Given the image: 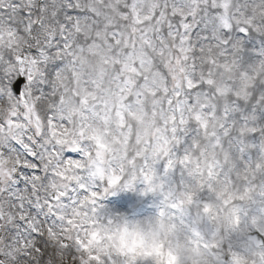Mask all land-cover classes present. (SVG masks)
<instances>
[{
	"label": "snow or ice",
	"instance_id": "6c2138e0",
	"mask_svg": "<svg viewBox=\"0 0 264 264\" xmlns=\"http://www.w3.org/2000/svg\"><path fill=\"white\" fill-rule=\"evenodd\" d=\"M0 264H264V0H0Z\"/></svg>",
	"mask_w": 264,
	"mask_h": 264
},
{
	"label": "clouds",
	"instance_id": "9594fccd",
	"mask_svg": "<svg viewBox=\"0 0 264 264\" xmlns=\"http://www.w3.org/2000/svg\"><path fill=\"white\" fill-rule=\"evenodd\" d=\"M147 216L130 218L127 227L107 234L104 247L113 252L135 254L151 251L149 236L151 227L146 223Z\"/></svg>",
	"mask_w": 264,
	"mask_h": 264
},
{
	"label": "rangeland",
	"instance_id": "374dc122",
	"mask_svg": "<svg viewBox=\"0 0 264 264\" xmlns=\"http://www.w3.org/2000/svg\"><path fill=\"white\" fill-rule=\"evenodd\" d=\"M120 199L113 206H106L114 212H121L130 218H141L154 214V197H141L138 191L125 190L118 192Z\"/></svg>",
	"mask_w": 264,
	"mask_h": 264
},
{
	"label": "bare ground",
	"instance_id": "6f19581e",
	"mask_svg": "<svg viewBox=\"0 0 264 264\" xmlns=\"http://www.w3.org/2000/svg\"><path fill=\"white\" fill-rule=\"evenodd\" d=\"M120 199L118 193L116 195L108 197L105 201L104 204L105 206H113L114 203H117L118 200Z\"/></svg>",
	"mask_w": 264,
	"mask_h": 264
}]
</instances>
